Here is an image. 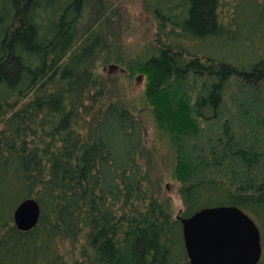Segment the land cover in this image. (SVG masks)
Listing matches in <instances>:
<instances>
[{"label":"trees","instance_id":"1","mask_svg":"<svg viewBox=\"0 0 264 264\" xmlns=\"http://www.w3.org/2000/svg\"><path fill=\"white\" fill-rule=\"evenodd\" d=\"M113 2L0 0V264H190L176 216L219 205L256 222L264 264V0H141L155 31L129 61ZM110 62L145 77L163 170L97 71Z\"/></svg>","mask_w":264,"mask_h":264},{"label":"water","instance_id":"2","mask_svg":"<svg viewBox=\"0 0 264 264\" xmlns=\"http://www.w3.org/2000/svg\"><path fill=\"white\" fill-rule=\"evenodd\" d=\"M40 207L33 198L21 201L13 211L15 226L33 228ZM190 264H257L262 255L261 234L256 222L237 206L204 207L188 217L176 216Z\"/></svg>","mask_w":264,"mask_h":264},{"label":"rangeland","instance_id":"3","mask_svg":"<svg viewBox=\"0 0 264 264\" xmlns=\"http://www.w3.org/2000/svg\"><path fill=\"white\" fill-rule=\"evenodd\" d=\"M114 4L123 7L125 17L128 18V25L130 31L123 30L122 44L117 42V38L113 40L114 46L111 48L115 54L116 46L121 45V55L131 60L136 58V55L143 53L146 47L150 44V37L152 32L155 31V25L146 11L143 9L141 0H108ZM123 24L125 21H122ZM112 41V40H111ZM193 50L201 52L214 53L217 51L214 42L201 43V42H188ZM239 54L243 51H237ZM240 57V55H239ZM125 69L116 63L110 62L107 64L98 63L97 71L108 77L112 84H110V94L114 97L122 99L132 110L134 115L140 120L143 127L144 143L149 148H155L158 156L154 161L157 166L163 170L165 163L169 164V156L167 155V146L163 144L162 140L157 138L155 129V121L151 114L150 109L145 104L144 84L145 77L141 74H134L129 76ZM163 144V145H162ZM162 145V146H161ZM155 152V153H156ZM164 184L166 187L167 195L172 200L173 215L182 209V201L177 192L178 184L173 181L169 176L165 175Z\"/></svg>","mask_w":264,"mask_h":264}]
</instances>
